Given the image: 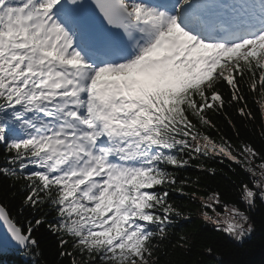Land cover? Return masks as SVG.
I'll list each match as a JSON object with an SVG mask.
<instances>
[{
	"label": "snow or ice",
	"instance_id": "6c2138e0",
	"mask_svg": "<svg viewBox=\"0 0 264 264\" xmlns=\"http://www.w3.org/2000/svg\"><path fill=\"white\" fill-rule=\"evenodd\" d=\"M245 88L264 99V0H0V176L32 217L25 230L0 205L14 246L40 264L33 232L46 225L61 264H160L190 219L170 202L188 195L179 172L218 157L250 174L245 209L211 192L201 218L243 243L264 204V155L205 130L226 107L255 122ZM172 247L187 251V237Z\"/></svg>",
	"mask_w": 264,
	"mask_h": 264
},
{
	"label": "trees",
	"instance_id": "16d2710c",
	"mask_svg": "<svg viewBox=\"0 0 264 264\" xmlns=\"http://www.w3.org/2000/svg\"><path fill=\"white\" fill-rule=\"evenodd\" d=\"M220 91L224 94V99L230 97V90L226 86H221ZM245 94L248 108L255 116L254 123H247L235 108L226 107L225 112L211 116L216 128L205 131L217 140L223 136L236 147L240 146L241 141L250 143L264 155V137L260 136V126L264 124L261 118V104H264V99L258 93L253 95L247 88ZM228 118L234 122L239 137L228 124ZM4 157L5 151L0 145V166L4 164ZM203 163V169L193 166L179 172V178H187L189 182V186L183 189L188 195H181L179 192L170 193V202L182 212L190 214V219L179 220L174 234L165 242L163 252L157 253L160 264H264V204L259 200H257L258 207L249 213L255 231L249 239L240 244L231 240L225 233L217 231L214 226L206 224L201 218L202 211L212 212L202 208L199 197H206L211 192H218L224 203L236 204L244 210L245 205L240 201V192L242 183H249L251 186L250 174L227 159L221 163L219 157L214 161L204 158ZM192 164L195 165L196 162L193 161ZM208 168H215L216 172L214 174L208 172ZM9 183V180L0 176V205L5 206L10 216L26 230V219L32 217L20 214L23 196L19 193L15 197L11 196V192H18L20 185L9 188ZM193 192L197 194L196 199L191 198ZM217 211H225V209L217 206ZM33 236L37 239L42 252L40 264H61L56 235L52 234L45 225L34 231ZM181 236L187 237V251L184 248L172 247ZM207 248H211L212 252L208 253ZM0 264H31V261L25 259L20 251L4 250L0 252ZM62 264H70V260L64 259Z\"/></svg>",
	"mask_w": 264,
	"mask_h": 264
},
{
	"label": "water",
	"instance_id": "95a60500",
	"mask_svg": "<svg viewBox=\"0 0 264 264\" xmlns=\"http://www.w3.org/2000/svg\"><path fill=\"white\" fill-rule=\"evenodd\" d=\"M0 242L4 243L5 248L20 250L18 247L14 246V242L11 241L10 235L7 233V229L2 223H0Z\"/></svg>",
	"mask_w": 264,
	"mask_h": 264
},
{
	"label": "rangeland",
	"instance_id": "374dc122",
	"mask_svg": "<svg viewBox=\"0 0 264 264\" xmlns=\"http://www.w3.org/2000/svg\"><path fill=\"white\" fill-rule=\"evenodd\" d=\"M257 163H259V161H257ZM241 210H242V209H241ZM220 212L223 213L224 211H220ZM209 214H213V213H210V212H209ZM226 235H227V234H226ZM251 235H252V234H251ZM251 235H250L247 239H249V238L251 237ZM227 236H228V235H227ZM228 237H229V236H228ZM229 238H230V237H229ZM230 239H231V238H230ZM247 239H246V240H247ZM231 240H233V239H231ZM233 241H234V240H233ZM234 242H236V241H234ZM236 243H238V242H236ZM238 244H240V243H238Z\"/></svg>",
	"mask_w": 264,
	"mask_h": 264
}]
</instances>
